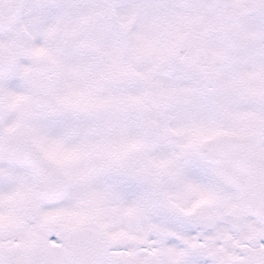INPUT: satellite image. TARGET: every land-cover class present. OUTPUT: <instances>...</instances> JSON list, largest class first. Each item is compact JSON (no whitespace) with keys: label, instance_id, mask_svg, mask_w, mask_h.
Returning <instances> with one entry per match:
<instances>
[{"label":"snow or ice","instance_id":"snow-or-ice-1","mask_svg":"<svg viewBox=\"0 0 264 264\" xmlns=\"http://www.w3.org/2000/svg\"><path fill=\"white\" fill-rule=\"evenodd\" d=\"M0 264H264V0H0Z\"/></svg>","mask_w":264,"mask_h":264}]
</instances>
